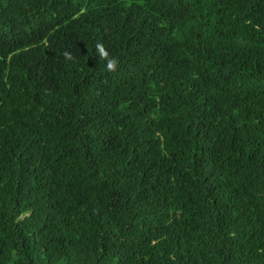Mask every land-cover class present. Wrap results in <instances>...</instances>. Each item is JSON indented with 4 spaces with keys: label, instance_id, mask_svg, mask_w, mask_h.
Listing matches in <instances>:
<instances>
[{
    "label": "trees",
    "instance_id": "obj_1",
    "mask_svg": "<svg viewBox=\"0 0 264 264\" xmlns=\"http://www.w3.org/2000/svg\"><path fill=\"white\" fill-rule=\"evenodd\" d=\"M0 264H264V0H0Z\"/></svg>",
    "mask_w": 264,
    "mask_h": 264
},
{
    "label": "clouds",
    "instance_id": "obj_2",
    "mask_svg": "<svg viewBox=\"0 0 264 264\" xmlns=\"http://www.w3.org/2000/svg\"><path fill=\"white\" fill-rule=\"evenodd\" d=\"M96 50L99 59L105 61L106 70L109 72H116L119 68V60L115 57H112L102 43H97ZM64 56L66 60H74V57L68 52H65Z\"/></svg>",
    "mask_w": 264,
    "mask_h": 264
}]
</instances>
